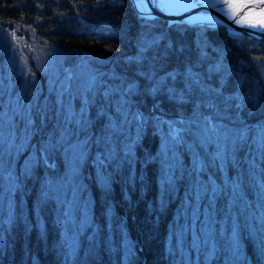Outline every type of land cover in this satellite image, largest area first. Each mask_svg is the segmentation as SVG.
Wrapping results in <instances>:
<instances>
[{
    "label": "trees",
    "instance_id": "16d2710c",
    "mask_svg": "<svg viewBox=\"0 0 264 264\" xmlns=\"http://www.w3.org/2000/svg\"><path fill=\"white\" fill-rule=\"evenodd\" d=\"M77 72L84 79L82 88L74 86ZM190 73L193 79L199 77L203 91L195 90L183 105L179 94L173 100L166 91H149L150 84L163 82L166 75L185 82ZM9 82L36 91L34 120L50 115V101L66 103L71 97L80 108L82 96L90 95L81 109L86 127L80 135L86 142L78 179L91 216L72 249L53 198L39 193L44 181L61 171L58 156L47 150L45 158L37 150L33 164L37 157L39 164L14 189L17 203L8 223L0 226V264H229L233 233L228 223L223 235L211 232L212 251L201 249L197 261L191 247V258H185L186 243L179 239L180 229L190 223L182 214L185 192H192L190 183L212 177L221 195L240 192L247 207L246 216L235 223L240 260L264 264V225L253 191L255 176L264 186L259 143L250 139L230 166L214 167V173L212 167L202 173L195 169L216 140L204 123L206 117L239 127L225 118L217 91L224 97L247 98L243 120L251 126L252 138L264 124V39L230 35L222 27L167 26L164 20L140 17L130 0H0V83ZM212 102L218 108L210 107ZM228 115H236L235 110ZM170 127L181 130L182 147L173 148ZM43 137L37 128L18 155L11 178L22 175V161ZM168 165L175 175L170 183L163 179ZM223 175L231 177L224 185ZM237 178L239 190L234 193ZM192 200L193 195L188 197ZM205 205L203 201L201 207ZM242 205L231 206L236 210Z\"/></svg>",
    "mask_w": 264,
    "mask_h": 264
},
{
    "label": "rangeland",
    "instance_id": "374dc122",
    "mask_svg": "<svg viewBox=\"0 0 264 264\" xmlns=\"http://www.w3.org/2000/svg\"><path fill=\"white\" fill-rule=\"evenodd\" d=\"M131 5L138 15H140L137 7L132 3ZM140 17L149 20L161 19L164 20L167 26L177 24L168 23L167 18L165 19L164 16L159 15L151 18L141 15ZM183 25L191 28H209L203 25ZM224 30L229 33L226 28ZM262 39L264 37L256 40ZM93 69L96 75H100V72L96 68ZM7 74L9 73L7 72ZM76 74V84L74 86H77L79 83L82 88V81L84 80L82 74L80 72ZM57 90L59 94L63 92V88H57ZM1 93L8 95L4 99L0 97V210L5 212L4 215H0V221L8 220L11 209L17 203L14 189L20 186V180L25 175L26 164H33L37 150H51L58 156L61 171L56 174L54 173L50 179L44 181L39 193L45 198H48L49 195L53 198L56 217L62 226L63 233H65L70 247L73 249L80 234L90 223V206L88 197L82 195L83 187L78 179L85 157L86 141L84 136L80 135L83 130L77 126L76 122H72V114L75 113V121L78 122L82 112L81 109L86 106L90 95L86 93L85 96H82L83 102L80 103V108L77 107L78 105L70 102L71 97L68 98L67 104L61 100L50 101L48 104L50 115H47V118L44 120H42L43 117L41 120H34L32 108L35 103L36 91L25 90L23 84L16 86L14 82H9L5 85L0 83V96ZM10 93L14 95L9 96ZM66 107H69V110H66ZM54 123H57V125H54ZM37 128L41 134H44V137L33 146L34 148L31 150V153L22 161V166L24 167L22 175L19 178H11L10 176L14 175L12 173L14 171L13 166L16 164L18 155L28 144L30 145L31 137ZM77 141L83 146V155H81V149L75 147ZM214 170V167H212L213 173ZM211 181L212 184H209V180L202 183H190L192 192L190 190L185 192L184 211L182 214L186 218H190V223L184 224L180 229L179 239L185 240L184 256L186 259L191 258L189 247L194 252L193 260H199V251L203 248L210 254L213 248L211 232H215L217 236L223 235L225 231L224 226L228 223L230 225L229 230L234 235L236 233L235 223L236 225L239 223V218L242 215L246 216L247 207H243L242 205L240 192L234 195H221L222 190L220 185L215 179L213 180V177ZM213 185L217 188L215 199L213 198ZM258 186L257 201L259 203L257 207H260L259 219H261V223L264 225V187L261 182L258 183ZM192 195L193 200L190 202L188 201V197ZM18 199V202L21 204L23 202L22 198L18 197ZM203 201H205L206 205L201 207ZM233 203H239L242 206H236V210H233L231 206ZM224 207L227 211L224 210ZM228 251L231 255V245L228 247Z\"/></svg>",
    "mask_w": 264,
    "mask_h": 264
},
{
    "label": "snow or ice",
    "instance_id": "6c2138e0",
    "mask_svg": "<svg viewBox=\"0 0 264 264\" xmlns=\"http://www.w3.org/2000/svg\"><path fill=\"white\" fill-rule=\"evenodd\" d=\"M161 2H165V0H161ZM205 2L206 0H167L169 6L177 8H191L195 7L197 4ZM215 3L217 5L222 4L224 6L222 11L225 12L228 18L233 20L237 25L264 33V0H215ZM13 36L15 37V32H13ZM216 71L218 72L219 69H216ZM169 81H171V83H169ZM197 89L203 91V89L200 88L199 77L193 79L191 73L185 82H180L178 77L166 75L163 82L157 81L149 85V91H154L157 94L161 91H166L173 100H177L179 94L180 103L182 105L184 100ZM128 91L131 93L132 89L129 88ZM216 95L223 98L225 118L233 120L234 123L239 124V127H229L225 125L222 120L217 122V120L212 117L205 118L204 123L207 126V129L216 137V140L211 146L210 154H205V156L200 155L199 157L195 169H198L201 173L209 167L225 168L230 166L232 161L237 158V151L239 147L248 143L250 139L253 140V143H259V149L262 154H264V124L257 126V137L254 139L250 136V133L252 132L251 126L243 120V112L247 107V98L238 95L224 97L222 90L217 91ZM188 102L191 103L190 99ZM201 106H203V102H201ZM210 107L218 108L214 102L210 103ZM233 109L235 110L236 115L229 116L228 112ZM139 120L141 123H144L143 116H140ZM72 122H76L77 126L82 130L86 127L83 112H81L78 122L75 121V113H73ZM169 139L172 141L173 148L182 147L184 144L181 136V130L179 129H173L170 127ZM75 147L80 148L81 155H83V146L79 141H77ZM164 147L167 151V142ZM43 155L46 158L47 149L43 150ZM127 155L128 154L126 153V156ZM109 156H111V153H109ZM38 164L39 157H37L35 164H26L24 170L25 175L27 176L31 172L32 168ZM163 179L168 183L175 180L173 165H168L167 168L163 170ZM229 180L231 181V177H229ZM209 184H212L211 180H209ZM239 184L240 180L237 178V181L233 183L234 193L239 190ZM212 191L214 193L213 198L215 199L217 192L215 185L212 186ZM231 252L232 258L229 261V264H244V262L240 260L241 246L238 233H234L232 237ZM260 254L261 257H264V242H262Z\"/></svg>",
    "mask_w": 264,
    "mask_h": 264
},
{
    "label": "bare ground",
    "instance_id": "6f19581e",
    "mask_svg": "<svg viewBox=\"0 0 264 264\" xmlns=\"http://www.w3.org/2000/svg\"><path fill=\"white\" fill-rule=\"evenodd\" d=\"M131 3L137 7V9L140 11V15L143 17H155L158 15L164 16L167 18V20L171 23L175 22H180V21H186L190 23H195V24H208L213 27L209 28H217L221 27L222 24H227L228 26H231V30H237V31H242V30H249L252 33H261L258 30H253L249 29L246 27H241L237 25L233 20L229 19L227 14L222 11L223 5H217L215 3V0H206L205 3L202 4H197L195 7H182V8H177V7H171L167 3V0L165 2H161V0H133ZM138 11V12H139ZM139 15V16H140ZM194 26V25H192ZM241 35V34H240ZM209 84L214 85L212 82H209ZM237 165L233 166L234 172H237ZM14 173L13 176L16 175V166H13ZM7 172V171H5ZM230 175H232L230 173ZM256 181L259 183V178L255 176ZM229 180V177L226 175L222 176V183L223 185ZM258 183L253 186V191L258 190L259 186ZM83 187V185H82ZM264 187V186H263ZM225 189V188H224ZM226 190V189H225ZM227 191V190H226ZM82 195H83V190H82ZM5 212L0 210V215H4ZM11 214V212H10ZM91 216V215H90ZM2 223L7 224V221H0V226ZM177 242V245L179 246L181 244V241L177 238L175 239Z\"/></svg>",
    "mask_w": 264,
    "mask_h": 264
},
{
    "label": "water",
    "instance_id": "95a60500",
    "mask_svg": "<svg viewBox=\"0 0 264 264\" xmlns=\"http://www.w3.org/2000/svg\"><path fill=\"white\" fill-rule=\"evenodd\" d=\"M133 2V0H132ZM140 12V11H139ZM161 16V15H159ZM147 18H150V17H147ZM165 18V17H164ZM166 19V18H165ZM168 23H171L168 21ZM175 23H183V24H188V25H199V24H195V23H190V22H186V21H180V22H175ZM200 25H203V26H206V27H213L211 25H208V24H200ZM222 27L226 28V30L231 33V34H244V35H248L254 39H260L262 37H264V33H252L251 31L249 30H242V31H237V30H231V26H228L227 24H222Z\"/></svg>",
    "mask_w": 264,
    "mask_h": 264
}]
</instances>
